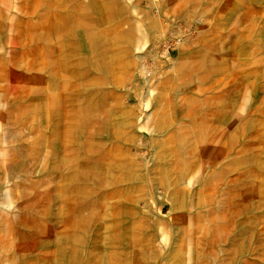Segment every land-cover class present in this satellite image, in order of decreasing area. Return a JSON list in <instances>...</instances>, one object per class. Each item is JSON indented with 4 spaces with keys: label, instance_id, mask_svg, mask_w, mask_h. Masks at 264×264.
Returning <instances> with one entry per match:
<instances>
[{
    "label": "rangeland",
    "instance_id": "obj_1",
    "mask_svg": "<svg viewBox=\"0 0 264 264\" xmlns=\"http://www.w3.org/2000/svg\"><path fill=\"white\" fill-rule=\"evenodd\" d=\"M0 264H264V0H0Z\"/></svg>",
    "mask_w": 264,
    "mask_h": 264
}]
</instances>
